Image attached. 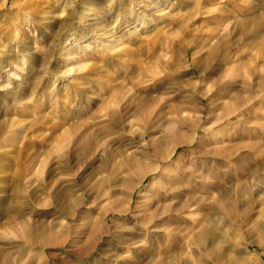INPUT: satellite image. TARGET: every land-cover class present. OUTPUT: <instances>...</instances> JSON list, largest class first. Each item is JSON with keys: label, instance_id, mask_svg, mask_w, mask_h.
I'll return each mask as SVG.
<instances>
[{"label": "rangeland", "instance_id": "obj_1", "mask_svg": "<svg viewBox=\"0 0 264 264\" xmlns=\"http://www.w3.org/2000/svg\"><path fill=\"white\" fill-rule=\"evenodd\" d=\"M1 1L0 264H264V0Z\"/></svg>", "mask_w": 264, "mask_h": 264}, {"label": "bare ground", "instance_id": "obj_2", "mask_svg": "<svg viewBox=\"0 0 264 264\" xmlns=\"http://www.w3.org/2000/svg\"><path fill=\"white\" fill-rule=\"evenodd\" d=\"M84 1V0H83ZM1 4H5L6 0H2ZM48 2V1H47ZM93 2V1H92ZM35 4V3H34ZM2 5V6H3ZM33 5V4H32ZM30 6V5H29ZM37 6V5H36ZM22 7V6H21ZM31 7V6H30ZM35 7V6H33ZM40 7V6H39ZM32 8V7H31ZM50 9V8H49ZM31 10V9H30ZM43 10V9H42ZM88 8L85 7L82 10V14L84 16L87 15L88 12ZM28 12V11H26ZM31 12V11H30ZM37 12V11H36ZM39 12V11H38ZM41 12V10H40ZM45 13V12H44ZM28 14V13H27ZM22 19V18H21ZM43 23V22H42ZM78 23H82V21H79ZM78 23H75L73 28L76 30L78 28ZM8 25V24H7ZM9 26V25H8ZM95 27V26H94ZM65 28V27H64ZM2 29V28H1ZM63 29V28H62ZM111 30V29H110ZM105 32L101 33L100 35H104ZM80 35V34H79ZM117 37L116 36H111L108 40L109 44H113L116 43ZM69 38L65 39L63 41V45H68L69 43ZM117 47V46H116ZM61 51V50H60ZM28 52V51H27ZM29 55V54H28ZM32 56V55H31ZM24 58V57H23ZM37 58V57H36ZM25 59V58H24ZM33 61V60H32ZM82 67V66H81ZM38 70V69H37ZM120 112V111H119ZM118 117V116H117ZM121 118V117H120ZM112 120V119H111ZM112 122V121H111ZM124 126V125H123ZM155 136V135H154ZM196 139V138H195ZM194 140H183V139H179L178 137H176V131L175 128L173 126H170L169 128H167L163 135H161L159 138H154L151 140V142H149L146 146H145V150H146V157H153V159H150V165H145L144 169L142 171L138 172L139 178L135 183H130L132 192H131V196L134 193L133 191L140 186V184L145 181V179L149 176V175H154L157 174L158 178H162L163 180L161 181H165L167 184L169 183V185H176L178 184L181 179L176 178L173 175L172 171H169V167L171 168V165L173 162V158L176 155V152L178 151V148L181 145H184L186 143H190L193 142ZM96 142V141H94ZM184 156V155H183ZM179 158L181 157V155L178 156ZM194 157V156H193ZM178 161V159H177ZM136 162L130 161L128 163H126V166L128 167V169H132L133 166H136ZM172 169V168H171ZM176 172V171H175ZM203 184V183H202ZM168 187V186H167ZM164 188V187H163ZM169 190V188H166ZM165 189V191H167ZM173 190V193L177 194L179 193L175 188H170V191ZM189 191V190H188ZM192 192V191H190ZM192 194H195L192 192ZM179 194H177L178 197ZM185 198V197H183ZM206 197L205 195H199L196 198L195 197H191L190 199H186V201L184 202V204H182V206H188L189 208H192L194 205L200 206L201 204H203V202L205 201ZM180 203V202H179ZM177 205V204H176ZM175 210H180V208L178 207V209ZM115 211H123V210H119L116 209ZM168 211H170L169 208L164 207L163 209L157 210V211H150L148 213L143 214L142 216H140V218L138 219V231H143L144 233H149L151 234V236H153V238L156 240V245H154V248H161L160 246H162L163 244V240L161 237H158V235L160 234L159 229V225L156 223L158 221V219H160L162 216L167 215ZM172 211V210H171ZM191 211V209L189 210ZM125 212V211H124ZM204 220H206V217H204ZM188 227H195L194 224H189ZM198 228V226H197ZM194 229V228H193ZM195 230V229H194ZM192 232V231H191ZM194 232V231H193ZM132 234H134V232H130ZM138 234V233H136ZM222 236V235H221ZM170 237V236H169ZM224 237V236H223ZM194 236L193 233L190 234V236L186 237L183 239V246H184V250L188 249L192 244L196 245L199 249V252H203V246H202V242H197L193 240ZM220 239V237H219ZM154 240V241H155ZM264 242V241H263ZM96 247L98 246V244H95ZM264 245V244H262ZM141 249H145L144 247H140ZM178 246H174L172 248H170L168 250V252H165V250L160 249V251H164V254H168L169 260H167L166 264H179V257L178 254L180 253H176ZM139 249V248H137ZM147 249V247H146ZM180 249V250H183ZM156 252V251H155ZM175 252V253H174ZM186 252V251H185ZM163 253V252H162ZM166 256V255H165ZM181 256V255H180ZM264 257V256H263ZM262 257L260 255H258V259H261ZM237 259V258H236ZM181 260V259H180ZM185 261V258L184 260ZM191 261V260H188ZM187 260L185 261V264H189ZM182 262V260H181ZM184 264V263H183Z\"/></svg>", "mask_w": 264, "mask_h": 264}]
</instances>
